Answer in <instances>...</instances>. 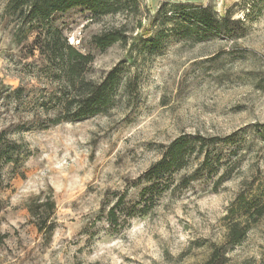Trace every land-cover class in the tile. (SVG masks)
I'll return each mask as SVG.
<instances>
[{
  "label": "rangeland",
  "instance_id": "obj_1",
  "mask_svg": "<svg viewBox=\"0 0 264 264\" xmlns=\"http://www.w3.org/2000/svg\"><path fill=\"white\" fill-rule=\"evenodd\" d=\"M8 1L0 0V132L21 157L0 163V264H205L213 250L215 264H264V211L251 218L264 206V0H140L153 30L131 58L91 40L121 17L55 15L68 43L93 57L88 79L118 76L104 113L56 125L60 89L28 44L13 42ZM165 4L168 15L174 4L201 5L231 22L160 26ZM181 136L195 147L181 169L146 176ZM39 195L55 203L49 237L27 211ZM235 222L245 235L228 246Z\"/></svg>",
  "mask_w": 264,
  "mask_h": 264
},
{
  "label": "trees",
  "instance_id": "obj_2",
  "mask_svg": "<svg viewBox=\"0 0 264 264\" xmlns=\"http://www.w3.org/2000/svg\"><path fill=\"white\" fill-rule=\"evenodd\" d=\"M166 6L163 5L155 14L157 17L161 15L163 19L160 26L171 22L175 27L184 24L183 28L191 26L200 31H213L218 27L227 29L231 22L229 14L218 17L210 7L174 4L171 6L173 14L168 15ZM72 9L87 11L93 22H100L105 17L122 18L119 24L103 28L92 36V44L100 52L120 45L127 48L128 57L131 58L133 49L153 30L148 12L140 0H9L8 11L16 20L13 42L18 46L28 44V56L33 58L34 54H37L45 74L54 79L60 89L55 97L59 107L53 114V125L79 121L104 113L113 104V92L118 80L116 69L109 72L100 82L88 79L86 74L93 57L70 45L62 31L52 25L51 21L55 15ZM175 27H172L170 32H173ZM175 32L179 31L176 29ZM162 33L163 31H157L151 43H155ZM31 34H34V37L28 43ZM20 92L21 88H17L11 95H19ZM192 140L193 143L200 144L202 139L195 137ZM18 149L17 143L9 139L6 131H1L0 163L6 165L16 163L21 157ZM192 152H195V147L187 141L186 136L175 139L164 149L160 160L146 176L159 179L178 171L182 167L184 156ZM27 211L35 222L37 232L49 237L53 230L51 218L55 211L52 197L50 195L46 198L42 195L35 197L27 204ZM263 211L264 206L255 209L251 215L253 222L263 215ZM110 215L112 223L115 220L113 211ZM245 231L246 228L240 229L238 222L233 223L227 229L225 244L228 246L239 244ZM219 257L218 252L213 250L205 264H215Z\"/></svg>",
  "mask_w": 264,
  "mask_h": 264
}]
</instances>
